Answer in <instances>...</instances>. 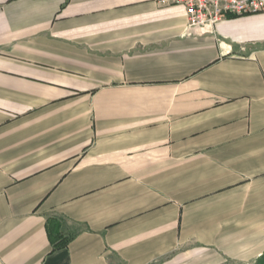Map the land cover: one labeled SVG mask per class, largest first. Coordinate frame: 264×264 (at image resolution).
<instances>
[{
    "label": "crops",
    "instance_id": "obj_1",
    "mask_svg": "<svg viewBox=\"0 0 264 264\" xmlns=\"http://www.w3.org/2000/svg\"><path fill=\"white\" fill-rule=\"evenodd\" d=\"M0 264H264V12L0 0Z\"/></svg>",
    "mask_w": 264,
    "mask_h": 264
},
{
    "label": "built area",
    "instance_id": "obj_2",
    "mask_svg": "<svg viewBox=\"0 0 264 264\" xmlns=\"http://www.w3.org/2000/svg\"><path fill=\"white\" fill-rule=\"evenodd\" d=\"M161 6H183L188 27L212 30L229 15L264 12V0H155Z\"/></svg>",
    "mask_w": 264,
    "mask_h": 264
}]
</instances>
